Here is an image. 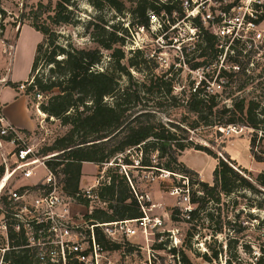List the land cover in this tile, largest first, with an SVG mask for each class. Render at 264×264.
I'll return each mask as SVG.
<instances>
[{
    "label": "trees",
    "instance_id": "obj_1",
    "mask_svg": "<svg viewBox=\"0 0 264 264\" xmlns=\"http://www.w3.org/2000/svg\"><path fill=\"white\" fill-rule=\"evenodd\" d=\"M108 1L113 6L118 4L117 0ZM72 2L56 0L54 5L51 2H38L36 8L31 11L30 27L37 31L41 38L35 45L27 80L23 81L33 96L45 98L38 106L43 114L46 113L48 118L60 120L62 124L69 126L65 135L56 138L51 146L44 147L39 152L40 156L58 152L50 157L51 160L46 161V165L59 179L63 192L88 207L90 199L83 196L79 188L82 163L102 165L113 160L114 167L109 170V181L102 182L93 190L100 202L107 203L110 211L96 208L86 214L85 220L90 225L143 216L137 198L140 193L130 169L133 168L137 171L154 170L180 175L184 181L183 187L188 185L189 188L181 189V192H187L189 204L195 206L184 210L174 206L170 219L190 225L189 239L197 234L199 229H208L212 235L221 233L226 226H230L234 233L243 231L249 222L239 219L244 209H239L233 219L227 216L221 218L219 205L233 208L238 205L237 198L245 199L244 191L264 197V172L257 173L252 179L246 175L251 171L238 164L223 149L225 145L222 144L215 150L213 143L203 145L195 139L209 131L219 133L221 128L237 125L248 126L255 132L258 129L264 133V101L242 96L231 98V92L226 90L230 83L217 82L218 77L232 74L243 75L246 81L264 76V69L254 75V62H250V54L257 51L252 49V41L242 37L224 39L227 45L225 59L232 63L229 67L232 71L228 72L224 67H220L215 82L222 87L221 93L214 92L201 80L197 84L192 82L188 89L183 88L176 94L172 79L168 76L170 69L158 75L145 76L144 80H134L129 70L121 64L124 56L120 49H113L111 53L114 58L112 67L97 69L96 66L102 60L100 47L110 50L115 42L123 40L113 32H110L106 43L93 37V41L98 45L96 48L79 47L71 39L67 40L65 45L60 43L63 34L58 28L72 24ZM133 2L132 19H136V24L143 28L148 26L149 13H164L172 22L183 16L180 0ZM115 9L120 11L116 5ZM193 24L199 30L194 45L199 60L190 66L195 70L221 56L225 46L218 42L216 35L209 33L202 26L198 18L193 20ZM89 26L94 29L97 23L89 22ZM248 44L250 49H246ZM242 52L249 55L244 60L245 63L238 60ZM130 65L136 71H142L138 63L130 61ZM114 71L126 76L129 84L118 85ZM15 84L17 83L11 81L7 83L11 87ZM244 84L240 85L238 90ZM257 84L260 85L261 81ZM106 97L113 99L107 102ZM227 99H230V102L226 101ZM170 109L178 113L173 117L166 115ZM159 113L165 114L166 119L158 118ZM255 141L256 135H253L250 140L251 155L255 161L264 162V159L253 151ZM189 148L201 151L216 160L211 182L202 180L196 170L180 160L181 152ZM209 204L217 206L214 210L217 211L216 216ZM247 206L249 210L254 207L264 209V200ZM249 216L253 219L251 214ZM44 225L46 226H39ZM93 232L96 241L103 248H120L121 244L110 241L98 225L93 226ZM14 234L12 227L8 226V240L10 242L14 239L18 248L7 251L6 258L10 259L11 264H36L30 257V249L24 246L26 237L23 231H19L17 236ZM233 240L237 239L229 240V244L236 243ZM161 248V244L154 247L157 250ZM169 252L174 256L178 253L175 247H171ZM179 254L178 262L192 264L183 251H179ZM213 255L216 257L217 252L214 251ZM202 257L208 260L206 255ZM262 261L263 258L260 257L256 263ZM66 264L84 263L69 255Z\"/></svg>",
    "mask_w": 264,
    "mask_h": 264
},
{
    "label": "rangeland",
    "instance_id": "obj_2",
    "mask_svg": "<svg viewBox=\"0 0 264 264\" xmlns=\"http://www.w3.org/2000/svg\"><path fill=\"white\" fill-rule=\"evenodd\" d=\"M72 1L70 14L72 24L58 28L63 34V37L59 40L60 43L65 45L67 40L71 39L79 47L96 48L98 45L93 41V37L106 43L110 37V32L123 39L115 42L110 50L100 47L102 60L96 66L97 69L102 70L109 66L112 67L114 58L111 53L113 49L115 51L120 49L124 56L121 64L124 65L125 69L129 70L134 80H144L145 76L158 75L170 69L171 72L168 76L172 79L174 93L176 94L183 88L188 89L192 82L197 84L201 80H204L214 92L221 93L222 87L217 82L226 84L228 81L230 85L226 90L228 93L231 92V98L242 96L246 99L257 98L262 102L264 101V76L246 81L245 76L232 74L218 77L217 82H215L221 66L228 72L232 71L229 68L232 63L227 58L225 59L227 45L224 39L221 38L218 41L225 46L222 55L212 60L211 63L193 70L190 66L199 60L197 58L198 51L195 50L194 46L197 35H193L188 31L187 24L178 22L162 31L157 23L149 22L148 26L143 28L136 24V19H132L131 11L134 8V0H117L118 4H114V6L108 0ZM38 2H51L54 5L56 0H27V5L22 9L17 8L11 0H6L4 2L5 7H0V76H5L6 82L9 83L10 71L12 70L11 77L15 80L13 82L17 83L12 88L17 92H20L18 90L20 83L18 82L24 77L28 66L31 64L35 45L41 38V35L30 27L31 11L36 8ZM115 5L120 8V11L115 9ZM158 16L159 22L163 24L162 20L164 18L161 17V14ZM89 22L97 23V27L94 29L91 26L88 27ZM259 28L263 30V35H261L260 40L251 43L253 45L252 49L257 51L250 54V62H254V75L264 69V20ZM242 36L250 41L255 37V35ZM246 49H250V46H246ZM138 50L139 53H137ZM243 52L238 58L240 63H245L244 60L249 57V55H244ZM130 61L138 63L142 71H136L131 67ZM114 76L119 83L118 85L129 84L127 77L120 75L119 72L114 71ZM258 81H261L260 85L257 84ZM243 83L245 84L238 90V87ZM20 93L25 95L28 109V115L24 112V117L29 116L33 124L32 130H25L27 131L25 132L26 145L31 146L36 156L39 157L41 149L51 146L56 138L65 135L69 126L62 124L60 120H53L52 117L48 118L46 113L43 114L38 106L45 98L33 96L27 84H24ZM112 99V97H106L105 100L111 102ZM226 101L230 102V99ZM37 109L40 111L37 112ZM166 113H169L166 115L173 117L178 111L170 109ZM164 115L159 113L157 117L165 120ZM256 131H253V128L248 126L237 125L235 129H230L229 127L221 128L219 133L209 131L202 136L196 137L195 140L203 145L213 143L215 150L220 148L222 144L225 145L223 148L225 151L226 147H229L231 155H237L239 161L251 169L250 171L252 172L250 174L246 173V175L254 179L257 173L264 172V163H256L250 152V140L253 135H256L253 151L264 159V133L259 132L258 129ZM57 153L49 152L47 155L52 157ZM198 153L199 151L193 148L186 149L181 152L180 160L191 168L199 166L202 156L198 155ZM51 159L49 158L48 160ZM207 159L208 164L212 165L213 160L211 158ZM112 161L102 165L91 162L85 165L83 172H81V175H84L81 182L82 188L84 184H92L95 176L101 173L104 176L101 183L109 178L111 175L109 170L114 167ZM130 169L136 180L137 190L142 196L140 200L145 212L151 219L158 217L161 224L153 226V220H151L146 237L142 236L140 232L128 238L122 234L116 235L118 239L115 242L121 244L120 248H103L113 261V264H182L178 262L180 259L179 251H183L192 264H255L256 259L261 257L260 253L264 247V209L254 207L249 210L247 208L250 203L253 204V202L257 203L264 200L261 194L254 195L244 191L245 199L237 198L238 205L233 208L225 207L222 204L219 205L221 218L227 216L233 219L239 209H244L239 219L240 221L249 220V222L243 231L234 233L230 226H226L221 233L212 235L208 229H199L198 233L189 239L188 229L190 225L183 221L176 222L170 219V212L174 206H179L183 210L192 209L195 206L183 199L187 192L183 193L181 189L189 187L188 185L183 187L184 181L180 175H170V173L156 172L154 170L141 169L137 171L133 168ZM201 171L204 177V175L208 174L209 168H202ZM40 173H42L41 168L37 169L36 178ZM1 176L2 168L0 167V178ZM35 185V181L23 180L18 177L8 181L0 192V224L2 214L8 217L10 213V206L7 209L8 203L5 204V202H8L9 191H22V189L28 188L32 195L37 190ZM174 188L176 191L173 190ZM66 197L69 196L66 195ZM30 200V198H27L28 202ZM23 205V203H20L14 208H20ZM208 206L216 216L217 211L214 210L217 206L214 204H209ZM96 208L110 211L107 208V203L100 202L98 199L89 201L88 207L78 203L75 199L71 200L70 214L76 223L73 224L72 232L80 235L79 243L82 247L86 246L85 239H87L91 231V225L85 220V215ZM249 214L252 215L253 219L249 218ZM26 219V216L21 215L19 221L24 223ZM8 223H13V221L9 220ZM232 239H237L233 240L236 243L229 244V240L232 241ZM11 242L14 244V239L9 242L8 237L0 229V247L7 244L11 246ZM160 244L161 249H154ZM171 247L177 249V256L169 252ZM214 251L217 252L216 257L213 255ZM203 255H206L208 260H205L202 257Z\"/></svg>",
    "mask_w": 264,
    "mask_h": 264
},
{
    "label": "built area",
    "instance_id": "obj_3",
    "mask_svg": "<svg viewBox=\"0 0 264 264\" xmlns=\"http://www.w3.org/2000/svg\"><path fill=\"white\" fill-rule=\"evenodd\" d=\"M4 2L6 0H0V7H5ZM11 2L19 9L27 5V0H11ZM180 5L183 16L175 22L169 20L164 13H161V17L164 18H162L163 24L159 22V16L155 13H149V22L157 23L162 31L182 22L187 24L191 34L198 35V27L193 24V20L198 18L202 26L219 39L244 38L242 35H255L251 39L253 42L260 40L263 35V30L259 26L264 20V18L262 19L264 0H180ZM5 86H8L6 77L2 75L0 76V90ZM23 87L24 83L21 82L18 85V90L22 91ZM229 128L235 129V126H229ZM25 136L23 130L5 119L0 103V167L2 168L0 180H4L6 185L9 180L16 177L23 180H31L35 177V186H37V190L32 195L28 188H24L22 191H9L7 200L11 209L8 217L2 214L0 229L3 230L5 236L8 233V226L12 227L14 236H17L19 231H23L26 237L24 246L30 249V257L36 264H66L69 255L84 264H113L107 252L95 239L94 225L100 226L106 237L115 242L118 239L116 235L119 234L128 238L140 232L142 236L146 237L151 220H153V226L161 224L158 217L151 219L147 215L140 195L137 198L143 211L142 217L93 224L90 226L91 231L87 239H85L86 246L82 247L79 243L80 235L72 232L73 224H76L70 214V204L73 198L66 197L59 179L48 169L46 161L50 158L49 155L36 156L34 149L26 145ZM7 148L9 149L7 150ZM39 168L42 169V173L36 178L35 175ZM122 169L125 170V167L122 166ZM103 178L101 173L95 176L92 184L81 188L82 195L89 198L90 202L98 199L93 190L101 184ZM105 181L108 182L109 178ZM173 190L176 191L175 188ZM27 198L31 200L28 202ZM183 199L188 202L187 195ZM20 203L24 204L23 207L14 208ZM21 215L27 218L24 223L19 221ZM9 220H12L13 223H8ZM40 224H46V226H39ZM17 248L18 246L12 242L11 246L7 244L0 247V264H11L5 254L9 250ZM263 251L264 247L260 253L263 261L259 264H264ZM256 262L255 264H258Z\"/></svg>",
    "mask_w": 264,
    "mask_h": 264
},
{
    "label": "crops",
    "instance_id": "obj_4",
    "mask_svg": "<svg viewBox=\"0 0 264 264\" xmlns=\"http://www.w3.org/2000/svg\"><path fill=\"white\" fill-rule=\"evenodd\" d=\"M18 38H19V36H18ZM17 41H18V39H17ZM16 46H17V44H16ZM15 50H16V47H15ZM30 66H31V64L28 66L24 77L21 78L22 82L27 80L28 73H29V70H30ZM11 73H12V70L10 71L9 80L11 82H13L15 80L12 79ZM21 81H19V82H21ZM20 92H17L11 86L3 87L0 90V103L2 104V107H3L4 117L9 123H11L12 125L18 127L21 130H28L29 131V130H32L33 124L31 122V119H30L29 116L28 117H26V116L24 117L23 113L25 112V114L28 115V109H27V105H26L25 95H23ZM38 111H40V110L37 109V112ZM41 116H43V115H41ZM226 148H227L226 152L228 154H230V156L232 158H234L237 161L238 164H240L241 166L247 168L248 170H251V169H249V167H247L246 165L242 164L239 161V157L237 155H231V151H230L229 147H226ZM198 155L202 156V161H201L199 166H195L193 168H194V170H196L199 173V175H200L202 180H204L206 182H210L212 180V170L215 167L216 160L214 158L210 157L209 155L201 152V151H199ZM207 158H209V159L211 158L213 160L212 161L213 162L212 165L208 164L209 162L207 161L208 160ZM256 163L261 164V163H264V162H257L256 161ZM87 164H90V163L89 162H83L82 163L81 172H83V167L85 165H87ZM202 168H209L208 174L204 175V177H203L202 171H201ZM83 176L84 175H81V179L79 181V188H82V185H81L82 183L81 182H82ZM30 181H35V179H31ZM86 185H88V184H84L83 187L86 186Z\"/></svg>",
    "mask_w": 264,
    "mask_h": 264
},
{
    "label": "bare ground",
    "instance_id": "obj_5",
    "mask_svg": "<svg viewBox=\"0 0 264 264\" xmlns=\"http://www.w3.org/2000/svg\"><path fill=\"white\" fill-rule=\"evenodd\" d=\"M4 186H5V181L4 180H0V192L3 189Z\"/></svg>",
    "mask_w": 264,
    "mask_h": 264
},
{
    "label": "water",
    "instance_id": "obj_6",
    "mask_svg": "<svg viewBox=\"0 0 264 264\" xmlns=\"http://www.w3.org/2000/svg\"><path fill=\"white\" fill-rule=\"evenodd\" d=\"M39 110V109H38Z\"/></svg>",
    "mask_w": 264,
    "mask_h": 264
}]
</instances>
